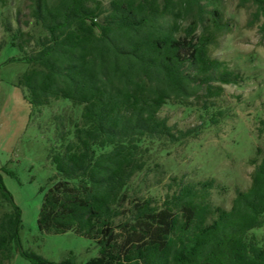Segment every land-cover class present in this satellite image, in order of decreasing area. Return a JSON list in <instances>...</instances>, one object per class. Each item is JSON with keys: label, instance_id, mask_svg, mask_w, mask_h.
<instances>
[{"label": "trees", "instance_id": "trees-1", "mask_svg": "<svg viewBox=\"0 0 264 264\" xmlns=\"http://www.w3.org/2000/svg\"><path fill=\"white\" fill-rule=\"evenodd\" d=\"M220 2L25 0V19L16 26L3 19L0 52L14 51L3 65L25 66L16 85L29 106L65 99L80 108L66 122L53 116L54 175L42 189L37 229L93 240L98 256L85 264H264V245L252 233L264 226V157L249 160L251 184L229 209L212 204L213 178L162 184L160 160L218 126L228 112L216 105L221 85L243 81L209 55L225 26ZM239 3L253 7L248 27L264 32V0ZM166 106L194 112L199 124L169 125L160 115ZM257 134L264 136V118ZM2 173L15 176L0 169V264L15 253L30 264H77L74 256L55 263L22 248V212Z\"/></svg>", "mask_w": 264, "mask_h": 264}, {"label": "rangeland", "instance_id": "rangeland-1", "mask_svg": "<svg viewBox=\"0 0 264 264\" xmlns=\"http://www.w3.org/2000/svg\"><path fill=\"white\" fill-rule=\"evenodd\" d=\"M102 2L107 6L109 0ZM25 9V0H0V41L5 37L3 19L16 26L17 18L25 19ZM252 11V6L240 7L239 0H221L219 17L225 26L209 48L212 59L223 62L243 78L236 85H221L223 91L216 105L226 109L227 116L198 138L172 148L170 155L160 160L166 171L161 177L162 184L174 176L194 182L213 178L216 187L211 202L226 209L230 208L236 191H246L251 184L254 167L249 160L259 161L264 157V136L257 134L258 121L264 118V32H260L259 25L248 27ZM13 54L7 48L0 52V169L15 175L2 173L5 187L22 212L21 246L50 262L60 263L74 256L77 264H85L98 256L93 240L73 232L53 235L37 229L42 189L48 187L54 175L47 161L48 148L58 125L53 116L62 115L66 122L69 117L78 118L80 108L59 99L49 107L32 109L24 99L23 90L16 85L17 76L25 66L3 65ZM160 115L177 129L186 130L199 124L194 112L181 107L166 106ZM154 180V175L149 174L146 185L151 187ZM160 187H153L151 192L159 195ZM252 233L264 245V226ZM11 264L30 262L15 253Z\"/></svg>", "mask_w": 264, "mask_h": 264}]
</instances>
